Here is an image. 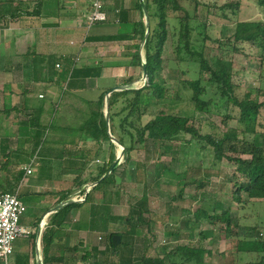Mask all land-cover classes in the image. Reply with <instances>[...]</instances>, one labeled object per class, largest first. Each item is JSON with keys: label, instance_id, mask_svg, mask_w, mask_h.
Here are the masks:
<instances>
[{"label": "crops", "instance_id": "0c3cea01", "mask_svg": "<svg viewBox=\"0 0 264 264\" xmlns=\"http://www.w3.org/2000/svg\"><path fill=\"white\" fill-rule=\"evenodd\" d=\"M140 4L104 0L107 22L89 27L91 0H0V179L6 175L0 194L19 196L27 207L20 227L30 232L16 241L8 264L44 262L43 237L56 214L49 213L74 196L84 201L55 229L52 254L80 262L88 254V264H105L102 231L112 233L116 214L103 192L94 190L87 199L86 191L109 164L115 144L108 132L109 140L93 137L86 124L99 112L105 116V105L98 107L103 94L142 73L132 67L139 44L134 25L145 22ZM140 54L145 60L141 48ZM91 71L96 75L88 76ZM17 141L24 149L14 150ZM19 170L25 174L16 186ZM136 248L120 249L121 257L107 261L134 264L148 257L146 248Z\"/></svg>", "mask_w": 264, "mask_h": 264}, {"label": "trees", "instance_id": "16d2710c", "mask_svg": "<svg viewBox=\"0 0 264 264\" xmlns=\"http://www.w3.org/2000/svg\"><path fill=\"white\" fill-rule=\"evenodd\" d=\"M234 1L222 9V16H225L227 9L231 10L234 16L240 13L241 0ZM247 1H253L264 15V0ZM184 2L193 6L192 12L182 5ZM202 4L200 0H145L150 28L149 37L144 46L148 82L140 90L117 92L111 95L109 101L111 133L124 146L127 164L132 161V153L140 149L151 151L158 160L171 157L172 161L179 163L182 161L181 155L190 149L193 141L203 143L204 149L212 150L215 161L231 166L232 174L226 177V183L233 186L232 190L230 187L228 189L233 202L245 203L242 201V196H247L250 201L264 203V102L259 101L260 97L264 98V21L238 19L235 23V32L228 40V45L233 48L232 54H243L246 50L253 48L260 59L261 69L258 74L260 82L256 95H253L247 90L241 91L242 86L236 81L240 72L236 71L232 60L229 59L231 53H227L221 46L222 40H214L210 36L208 22L199 18L198 13ZM139 10L142 12L141 4ZM170 14H176L174 19L177 21V26L171 27L173 17H170ZM134 29L139 44L134 47L132 67L142 73H139L137 78L133 76L125 80V85H133L143 75L140 48L146 35L144 20L136 23ZM169 40L173 41L174 46L173 61L164 58L165 47ZM216 50L219 52L216 53ZM52 63L54 68L56 63L54 61ZM165 63H171L177 69L186 67L188 70H197V73L191 74L188 71L182 72L184 78L179 81L176 100L188 101L194 111L218 118L222 125L220 133L203 134L197 128L193 117H182L167 111L168 91L157 81V76L163 70ZM94 75L96 73L92 71L88 73L90 77ZM204 76L206 79L203 78ZM106 94H103L99 101L100 110L104 108ZM153 108H157V111L151 114V119L147 123H144V117ZM231 122H236L237 126L232 127ZM86 125L89 132L93 131V137L100 133L103 139L109 140L106 119L102 113L99 112ZM38 139L39 137L35 139L37 146L40 144ZM112 149L113 155L110 162L102 169L96 183L104 177L116 161L115 145H112ZM168 167L164 166L167 174L170 173ZM24 174V171H17L16 186L21 184ZM205 181V175L204 179L203 177L201 179L184 178L179 185L183 189L194 185L203 189ZM115 186L114 172L93 188L86 198L89 199L94 190H99L103 192L104 204L112 206L116 202L114 199L119 197L118 193L114 194L111 191ZM70 195H66L64 200H68ZM148 200V196L144 195L140 202L131 205L130 214L126 219L128 229L120 234L110 233V243L104 253L107 260H113L117 255L121 256V252L116 254V250L120 248L124 238L126 246L132 248L130 252H134L133 248L138 239L146 242L144 238L150 236L156 240L153 224L159 217L156 216L157 220H155V215L150 213ZM79 206V203L70 204L52 216L51 226L43 237L44 264L76 262L53 255L52 244L55 229H60L69 212ZM219 210L222 211L221 214ZM230 211L229 204L225 209L221 202L217 201L212 206V211L199 209L195 213V221L199 223L207 220L213 230L218 229L231 235L237 229L247 231L246 227L240 225L239 219L228 215ZM261 230L258 224L257 227L249 230L252 233L250 236L246 235L242 240L237 239L239 242L246 243V246H252V252L259 254V264H264V233ZM237 234L239 237V233ZM116 235L122 239L118 247L113 245V238ZM77 250L78 248L72 249L73 252H78ZM156 252L157 257L144 255L143 258L134 260V264H205V256L209 253L204 249L181 245L174 249L164 246ZM88 258V254H85L81 262L87 263ZM106 261L105 264H109Z\"/></svg>", "mask_w": 264, "mask_h": 264}, {"label": "rangeland", "instance_id": "374dc122", "mask_svg": "<svg viewBox=\"0 0 264 264\" xmlns=\"http://www.w3.org/2000/svg\"><path fill=\"white\" fill-rule=\"evenodd\" d=\"M200 1L203 4L199 9L198 16L203 21L208 22L210 36L214 40H222L221 46L227 53H231L229 59L232 60L236 71L240 72L236 81L242 86L241 91L247 90L256 95V89L260 82L258 80L261 69L260 59L253 48L246 50L243 54H232L233 48L228 45V40L235 32V23L238 19L264 21L263 13L253 1L241 0L242 9L238 15L234 16L232 11L227 9L224 13L225 16H222V9L234 0ZM182 5L191 12L193 11V6H190L189 3L184 2ZM175 16L176 14H170V17H173L171 27L177 26ZM217 52L219 50H216ZM164 58L169 61L175 59L172 40L166 44ZM58 70H61V67ZM183 71H188L190 74L197 73V70H188L186 67L177 69L171 63H165L163 70L157 76V81L168 91L167 111L182 117H193L196 120L197 128L203 134L220 133L222 125L218 118L194 111L188 101L178 102L176 100L179 81L184 78ZM203 78L206 79V76ZM139 79L132 85L136 90L145 87L142 77ZM259 101L264 102V98L260 97ZM156 111L157 108L151 109L150 113L144 117V123H147L151 119V114ZM230 124L232 127L237 126L236 122ZM15 144V151L24 149L23 141H17ZM203 146V143L193 141L190 149L181 155L182 161L179 163L172 161L171 157L158 160V157L152 155L151 151L144 149L133 152L132 161L128 164L124 157L121 165L115 171L116 186L111 190L112 193L119 195V197L115 196L114 199L117 204L111 206L112 212L116 214L111 222L112 233L120 234L128 229L126 219L130 214L131 205L140 202L146 195L149 199L150 213L155 215V220H157L156 216L159 217L157 222L155 221L153 224L156 240L150 236L144 238L146 242L143 239H138L137 251L141 252L143 248H146L148 257H157L156 251L161 247L169 246L174 249V247L181 245L209 251L205 256V264H259V254L252 252V246H246V243L239 242V239L242 240L246 235L250 236L252 233L249 230L257 227L258 224L264 233V203L262 201H250L247 196H242V201L245 203L233 202L228 192L229 187L232 190L233 186L226 183V177L232 174L231 166L215 161L212 150L210 148L204 149ZM119 154L120 149L116 147V159ZM164 166H169V174H167ZM16 174L13 175L15 176L14 185H16ZM204 175L206 181L203 189L198 188V185L183 189L179 185L184 178L197 177L201 179L203 177L204 179ZM4 178L6 175L1 174L0 181ZM21 192L24 191L21 190ZM74 200L78 199L74 196ZM217 201L221 202L225 209L229 204L231 211L228 215L234 219H239L240 225L246 227L247 231L237 229L231 235L218 229L213 230L207 220H202L199 223L195 221V213L199 209L212 211V206ZM221 212L219 210L220 214ZM237 233H239V237ZM102 234L103 245L106 246L110 243V234L107 231H102ZM120 249L123 252H130L132 249L126 246L125 238L120 248L116 250V254L120 253ZM72 264L88 263L76 261Z\"/></svg>", "mask_w": 264, "mask_h": 264}, {"label": "built area", "instance_id": "2783aa9c", "mask_svg": "<svg viewBox=\"0 0 264 264\" xmlns=\"http://www.w3.org/2000/svg\"><path fill=\"white\" fill-rule=\"evenodd\" d=\"M108 16L103 0H91V12L88 16L89 27L96 23L107 22ZM61 66L57 65L59 69ZM43 99V96H40ZM27 175H32L30 167L24 168ZM83 202V198L76 200ZM27 213V207L17 194H0V263L8 264L14 253V244L30 232L20 227L21 218Z\"/></svg>", "mask_w": 264, "mask_h": 264}, {"label": "water", "instance_id": "95a60500", "mask_svg": "<svg viewBox=\"0 0 264 264\" xmlns=\"http://www.w3.org/2000/svg\"><path fill=\"white\" fill-rule=\"evenodd\" d=\"M141 6H142L143 14L145 17V24H146V35H145V39H144V42L142 43V47H141V51H143L144 46H145V44L148 40V37H149L150 28H149V17H148L147 8H146V5H145L143 0H141ZM142 69H143L142 82H144L145 86H146V84L148 82V72H147V64H146V61L144 59H143V63H142ZM129 90H136V89L132 85H123V86H117L108 92V95L106 97V104H105V117H106V123H107L106 129H107L108 135H109L111 141L113 142V144H115L120 149V154L118 155V157H117L115 163L113 164V166L111 167V169L104 175V177L100 181H98L97 183H93L88 188V190L86 191V197L93 188H95L98 184H100L102 181L107 179L111 174H113L118 169V167L121 165V161L125 157L124 146L111 134L109 101H110V97L112 94L117 93V92L129 91ZM74 203H76V201L70 200L64 204L58 205L57 207L52 209L49 214L57 213L58 211L62 210L64 207H67L70 204H74ZM121 242H122V239L120 236H118V235L114 236V238H113L114 247H118L121 244ZM40 264H43L41 258H40Z\"/></svg>", "mask_w": 264, "mask_h": 264}]
</instances>
